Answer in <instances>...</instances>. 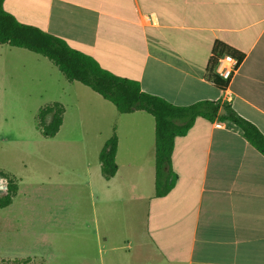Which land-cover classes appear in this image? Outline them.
Segmentation results:
<instances>
[{"label":"crops","instance_id":"0c3cea01","mask_svg":"<svg viewBox=\"0 0 264 264\" xmlns=\"http://www.w3.org/2000/svg\"><path fill=\"white\" fill-rule=\"evenodd\" d=\"M4 8L146 93L177 106L229 103L264 134V0H6ZM217 41L245 54L226 91L206 77ZM138 112L124 114L123 135L117 124L116 176L98 174L94 182L87 167V215L25 204L30 195L18 186L13 203L0 209V261L57 258L49 241L54 221L88 231L91 238L78 232L74 244L96 241L107 264H264V156L243 130L198 118L175 141L174 188L157 197L155 120L132 116ZM32 221L45 225L34 232Z\"/></svg>","mask_w":264,"mask_h":264},{"label":"rangeland","instance_id":"374dc122","mask_svg":"<svg viewBox=\"0 0 264 264\" xmlns=\"http://www.w3.org/2000/svg\"><path fill=\"white\" fill-rule=\"evenodd\" d=\"M54 103L62 104L66 112L60 132L55 138L47 139L38 128L39 114ZM132 116L153 120L145 112ZM123 118L130 116H121L111 102L91 88L69 82L45 57L25 49L0 46V172L15 178L22 192H28L30 196L24 200L25 204L64 207L68 213L74 215L78 211L84 215L91 205L87 196L90 182L87 167L91 166L96 175L94 182L98 176L104 180L102 172L97 171L98 151L115 133L119 138L118 122L123 135ZM74 172L79 179L74 177ZM21 178L23 183L19 181ZM21 200L22 197L16 204ZM54 224L53 221L51 225L56 231L49 232V241H54L52 247L60 255L47 264L108 263L104 249L96 241L90 246L74 244L78 232L82 233L79 238H91L86 234L88 231L74 230V224L68 222L61 227ZM44 225L42 221L31 222L34 232ZM29 243L33 249L39 247L35 238H30ZM0 246L6 247L5 236L0 235ZM29 264L39 262L31 260Z\"/></svg>","mask_w":264,"mask_h":264},{"label":"trees","instance_id":"16d2710c","mask_svg":"<svg viewBox=\"0 0 264 264\" xmlns=\"http://www.w3.org/2000/svg\"><path fill=\"white\" fill-rule=\"evenodd\" d=\"M6 0H0V46L27 49L42 55L51 61L64 77L71 83H81L111 102L117 111L132 114L143 111L155 120L156 154H155V189L157 197H165L175 186L177 175L172 168V155L175 141L186 136L198 118L210 122L230 121L244 132L245 139L264 156V134L249 120L233 110L229 103L219 101H200L190 106H177L166 99L146 93L138 81L119 77L103 69L91 56L72 48L63 39L43 30L22 24L4 8ZM236 58L240 65L245 54L231 46L217 41L212 50V57L207 66V79L216 88L226 91L229 82L215 73V68L223 56ZM225 108L226 114L220 115ZM65 107L60 103L41 109L38 128L47 138H55L63 124ZM119 138L115 133L105 144L99 161L103 176L109 180L118 173L116 155ZM0 177L8 180L7 194L0 196V209L13 203L18 193L15 178L4 172ZM29 260L0 261V264H28Z\"/></svg>","mask_w":264,"mask_h":264},{"label":"built area","instance_id":"2783aa9c","mask_svg":"<svg viewBox=\"0 0 264 264\" xmlns=\"http://www.w3.org/2000/svg\"><path fill=\"white\" fill-rule=\"evenodd\" d=\"M240 67V62L233 56L226 55L220 58L215 73L224 81L231 82Z\"/></svg>","mask_w":264,"mask_h":264},{"label":"water","instance_id":"95a60500","mask_svg":"<svg viewBox=\"0 0 264 264\" xmlns=\"http://www.w3.org/2000/svg\"><path fill=\"white\" fill-rule=\"evenodd\" d=\"M226 114V110L225 108H222L220 115H224ZM0 190L3 191V193L0 196H4L7 194V190H8V181L7 179L0 177Z\"/></svg>","mask_w":264,"mask_h":264},{"label":"flooded vegetation","instance_id":"af4514ba","mask_svg":"<svg viewBox=\"0 0 264 264\" xmlns=\"http://www.w3.org/2000/svg\"><path fill=\"white\" fill-rule=\"evenodd\" d=\"M1 194V193H0Z\"/></svg>","mask_w":264,"mask_h":264}]
</instances>
